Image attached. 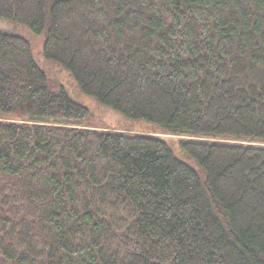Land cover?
Returning a JSON list of instances; mask_svg holds the SVG:
<instances>
[{"label":"trees","instance_id":"trees-1","mask_svg":"<svg viewBox=\"0 0 264 264\" xmlns=\"http://www.w3.org/2000/svg\"><path fill=\"white\" fill-rule=\"evenodd\" d=\"M0 18L119 120L0 30V264H264V0H0Z\"/></svg>","mask_w":264,"mask_h":264},{"label":"rangeland","instance_id":"rangeland-1","mask_svg":"<svg viewBox=\"0 0 264 264\" xmlns=\"http://www.w3.org/2000/svg\"><path fill=\"white\" fill-rule=\"evenodd\" d=\"M0 30L27 38L34 47L38 63L47 72L50 79L54 83L64 86L68 94L74 101L90 108L94 116L93 120L95 123L101 124L102 121H105L114 122L116 124L119 121L115 119L117 118L115 115L110 113L105 108H101L92 98L82 93L74 79L61 66H59L55 62L47 61L46 59H44L42 55V46L45 40L44 36L38 37L37 35L33 34L27 27L2 18H0ZM172 148L174 149L178 158L191 163V158L183 153L178 148V146L173 144Z\"/></svg>","mask_w":264,"mask_h":264}]
</instances>
